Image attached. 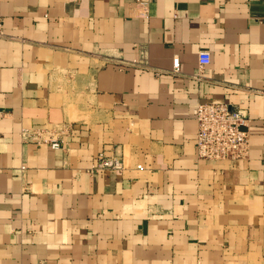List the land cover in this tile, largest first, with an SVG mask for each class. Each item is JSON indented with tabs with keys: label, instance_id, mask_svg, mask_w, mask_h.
I'll list each match as a JSON object with an SVG mask.
<instances>
[{
	"label": "crops",
	"instance_id": "obj_1",
	"mask_svg": "<svg viewBox=\"0 0 264 264\" xmlns=\"http://www.w3.org/2000/svg\"><path fill=\"white\" fill-rule=\"evenodd\" d=\"M199 101L245 160L197 158ZM0 264H264V0H0Z\"/></svg>",
	"mask_w": 264,
	"mask_h": 264
},
{
	"label": "built area",
	"instance_id": "obj_2",
	"mask_svg": "<svg viewBox=\"0 0 264 264\" xmlns=\"http://www.w3.org/2000/svg\"><path fill=\"white\" fill-rule=\"evenodd\" d=\"M142 54V58L133 63L148 67L144 52ZM197 62L199 69H203L210 62L209 51L199 50ZM172 64V72H178V57L173 58ZM194 119L196 121L195 151L198 159L240 162L247 158L250 148L247 107L227 102L199 101L195 108ZM47 141L52 148L60 146L57 139H47ZM137 167L140 168L141 164H137ZM122 168L124 162L119 153L97 152L89 170L96 172Z\"/></svg>",
	"mask_w": 264,
	"mask_h": 264
}]
</instances>
